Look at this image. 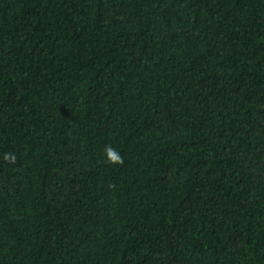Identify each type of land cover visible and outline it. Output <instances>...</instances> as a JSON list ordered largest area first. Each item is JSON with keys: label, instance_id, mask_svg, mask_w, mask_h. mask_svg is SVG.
Here are the masks:
<instances>
[{"label": "trees", "instance_id": "trees-1", "mask_svg": "<svg viewBox=\"0 0 264 264\" xmlns=\"http://www.w3.org/2000/svg\"><path fill=\"white\" fill-rule=\"evenodd\" d=\"M0 264H264V0H0Z\"/></svg>", "mask_w": 264, "mask_h": 264}, {"label": "clouds", "instance_id": "clouds-1", "mask_svg": "<svg viewBox=\"0 0 264 264\" xmlns=\"http://www.w3.org/2000/svg\"><path fill=\"white\" fill-rule=\"evenodd\" d=\"M108 157L111 162H122L120 156L111 149L108 151Z\"/></svg>", "mask_w": 264, "mask_h": 264}]
</instances>
